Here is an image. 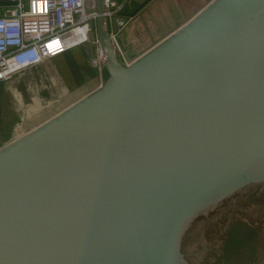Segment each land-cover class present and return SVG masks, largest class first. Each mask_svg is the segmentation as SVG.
I'll return each instance as SVG.
<instances>
[{
    "label": "water",
    "instance_id": "obj_1",
    "mask_svg": "<svg viewBox=\"0 0 264 264\" xmlns=\"http://www.w3.org/2000/svg\"><path fill=\"white\" fill-rule=\"evenodd\" d=\"M96 27L106 82L0 147V264H186L193 221L264 182V0H213L131 67Z\"/></svg>",
    "mask_w": 264,
    "mask_h": 264
},
{
    "label": "rangeland",
    "instance_id": "obj_2",
    "mask_svg": "<svg viewBox=\"0 0 264 264\" xmlns=\"http://www.w3.org/2000/svg\"><path fill=\"white\" fill-rule=\"evenodd\" d=\"M196 3L153 0L147 12L158 16L161 23L172 25L179 23ZM44 66L25 71L3 85L0 144L5 142L4 134L14 133L20 116L24 115L25 126H35L37 111L44 109L46 114L49 106L61 100L53 76H48ZM105 75L108 79V72ZM181 253L186 264H264V182L233 192L207 214L197 217L188 229Z\"/></svg>",
    "mask_w": 264,
    "mask_h": 264
},
{
    "label": "built area",
    "instance_id": "obj_3",
    "mask_svg": "<svg viewBox=\"0 0 264 264\" xmlns=\"http://www.w3.org/2000/svg\"><path fill=\"white\" fill-rule=\"evenodd\" d=\"M130 1L102 0L100 13L99 0H0V98L3 85L14 77L75 46H90V63L103 74V49L96 27L100 16L108 21L120 62L133 66L142 55H131L118 42V34L133 17L120 14ZM28 133L22 115L12 141Z\"/></svg>",
    "mask_w": 264,
    "mask_h": 264
},
{
    "label": "crops",
    "instance_id": "obj_4",
    "mask_svg": "<svg viewBox=\"0 0 264 264\" xmlns=\"http://www.w3.org/2000/svg\"><path fill=\"white\" fill-rule=\"evenodd\" d=\"M196 1V6L179 23L169 25L168 22L164 21L165 24L167 23L165 25L164 22L161 23L157 20L158 16L154 13L147 12L153 0H131L128 4L139 6L140 9L118 34L119 44L131 55L145 54L187 23L213 0ZM89 49L90 46L88 45L75 46L43 64L46 65L44 67L48 76L54 77L51 78L58 89L61 100L49 106L50 109L46 114L44 109L38 110L39 116L33 120L37 126H31V123L27 124L25 127L28 131L38 127L81 99L95 93L106 82L105 71L100 74L97 69L92 67L88 54ZM49 107L46 106V109ZM41 116L43 118L39 119Z\"/></svg>",
    "mask_w": 264,
    "mask_h": 264
},
{
    "label": "trees",
    "instance_id": "obj_5",
    "mask_svg": "<svg viewBox=\"0 0 264 264\" xmlns=\"http://www.w3.org/2000/svg\"><path fill=\"white\" fill-rule=\"evenodd\" d=\"M140 7L139 6H130V4L126 5L122 11H121V15L125 16V17H132L134 16L138 11H139ZM105 72L107 73V71L105 70ZM8 133L10 132V130H7ZM2 135V123L0 121V136ZM3 141H5L3 144H0V147L3 146L6 143H9L12 141L13 139V132H11L10 134H4L3 135Z\"/></svg>",
    "mask_w": 264,
    "mask_h": 264
},
{
    "label": "bare ground",
    "instance_id": "obj_6",
    "mask_svg": "<svg viewBox=\"0 0 264 264\" xmlns=\"http://www.w3.org/2000/svg\"><path fill=\"white\" fill-rule=\"evenodd\" d=\"M18 140V139H17Z\"/></svg>",
    "mask_w": 264,
    "mask_h": 264
}]
</instances>
